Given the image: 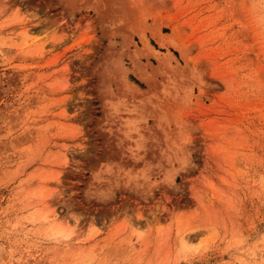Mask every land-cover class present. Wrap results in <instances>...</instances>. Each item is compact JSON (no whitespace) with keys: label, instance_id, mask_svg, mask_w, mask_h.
I'll return each mask as SVG.
<instances>
[{"label":"rangeland","instance_id":"1","mask_svg":"<svg viewBox=\"0 0 264 264\" xmlns=\"http://www.w3.org/2000/svg\"><path fill=\"white\" fill-rule=\"evenodd\" d=\"M0 264H264V0H0Z\"/></svg>","mask_w":264,"mask_h":264},{"label":"bare ground","instance_id":"2","mask_svg":"<svg viewBox=\"0 0 264 264\" xmlns=\"http://www.w3.org/2000/svg\"><path fill=\"white\" fill-rule=\"evenodd\" d=\"M45 219H46V220H49L50 218H49V217H46ZM51 219H52L53 221L55 220V218H54V217H53V218H51ZM52 225H53V224H52ZM52 225H51V226H52ZM58 234H59V233H58ZM61 235H62V234H61ZM62 236H65V235H62Z\"/></svg>","mask_w":264,"mask_h":264}]
</instances>
